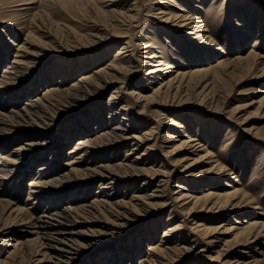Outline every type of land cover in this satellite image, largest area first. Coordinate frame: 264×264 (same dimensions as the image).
<instances>
[{
	"label": "rangeland",
	"instance_id": "374dc122",
	"mask_svg": "<svg viewBox=\"0 0 264 264\" xmlns=\"http://www.w3.org/2000/svg\"><path fill=\"white\" fill-rule=\"evenodd\" d=\"M14 1L30 4L15 7L17 3ZM127 2L120 6L121 2L113 4V0H0V83L2 76H10L4 75V69L11 67L18 48L23 47L30 53L40 55V59L30 65L29 72L16 78L12 85H1L3 88H0V158L9 161L6 170L13 172L6 177L0 168V264H105L107 262L104 259L110 253L114 257L112 264H139V258L147 254L148 246L158 243L162 232L177 222L171 221L172 217L181 218L179 210L147 209L139 212L136 209L125 216L124 225L116 227V217L111 213L112 210L90 211L87 207L95 200L107 201L114 204V207L119 202L128 204L132 197L141 196L146 191L151 193L156 188L157 182L142 187L146 176H128L123 170L120 171V167L121 164L125 166L135 163L136 157L140 159L137 161L139 168L160 167L163 156L170 149L168 147L180 143L176 141L169 146L163 143L164 137L174 131L172 127L168 128L167 119L164 118L166 115L178 120L187 128L188 134L198 136L203 143H207V151L215 157L217 164L232 170L233 175L229 177H211V189L224 193L229 191L226 184H232L234 177L240 179L239 187L244 197L234 201L235 204H228L236 207L227 206L218 212L220 214H201V222L213 227L224 219L241 223L259 221L264 224V58L254 61L253 57H247L246 61L233 63L236 58H244L251 53L264 57V0H187L186 4H181L187 5L189 11L204 20L210 44L205 39L195 38L194 30L178 27L171 29L157 23L153 17L161 7L152 5L151 0H139L134 12L141 11L142 15L129 21L123 14L126 13ZM192 5L198 7L192 8ZM149 41H153L155 46L159 45L157 50L160 58L174 66V71L178 69L188 72L209 64L216 69L220 59L230 63L232 71L222 82L213 83L209 88L204 87V82L198 86L191 85L182 94L184 96L174 100L154 96L152 101L156 104L151 107L142 104L146 112L142 105H135L132 99L125 97L123 101L128 106L127 114L118 116L116 122L109 118L112 106L108 99L114 90L123 86L108 83L73 103L55 98L54 105L45 110L48 120L42 126L20 121L16 124L12 112L26 107L28 99L41 98L46 88L62 80L60 83L68 88L69 84L78 82L79 78L92 75V72L107 66L116 51L127 42L129 47L132 46L123 52L133 49L132 54L126 52L121 58L129 54L132 56L130 60L125 58L121 62L125 66L129 64L133 69L127 75V85L123 88L126 93L139 90L141 94H152L154 86L144 84V74L148 67H141L136 48L138 42L142 44ZM200 56L209 57V60L201 62ZM58 71L63 72L62 78L56 76ZM170 75L167 73L162 81ZM162 81L155 83L160 84ZM179 99L182 102L178 103ZM120 104L115 109L125 105ZM121 122L129 125L131 134L151 131L152 140L136 146L135 143H111L96 155L87 156L81 162L67 166L72 158L80 154L69 155L79 139L111 132L116 126L122 127ZM157 122L161 123L160 127L155 125ZM34 127L40 130L34 131ZM77 128L81 132L73 133ZM72 134H75L73 138ZM155 142L156 148L150 151ZM46 164L50 170L39 179L41 182L55 178L63 180L73 168H79L82 174L71 177L73 180L68 182L55 183L57 185L51 183L49 187H43V200L36 204V196L29 197L27 186L38 168ZM203 165L200 167L209 168ZM102 166L113 168L115 175L102 172L104 177L87 176L92 171L103 169ZM178 171L163 189L166 199L170 191L174 190L175 182L180 181ZM194 171H199V167ZM186 182V189L191 190L197 181ZM103 184H107L105 186L108 189L100 191ZM29 198L32 200L28 201ZM255 206L258 209H254ZM63 208L72 210L69 214L76 223L73 230L75 235L68 237L70 242L65 241L69 246L74 245V253L63 254L60 258L52 250L41 248L40 242L43 241L36 239L37 234L32 226L34 220L45 211H59ZM18 210L22 212L18 213ZM259 212H262V216L258 215ZM213 216L217 219L214 222L205 220ZM230 224L238 229L246 226L236 225L233 221ZM187 225L183 235L172 238L170 246L174 247L177 243L183 248H196L190 251L182 249L177 255L180 258L172 264H220L215 260L218 253H224L232 261L238 258L239 262L244 258L249 262L264 258V232L259 233L264 231V227L254 232V236H260L255 242L237 247L219 243L210 250L207 246L204 248L202 244H196V237L187 230L190 229V223ZM150 234L153 235L151 239L148 237ZM244 235L237 236L239 243H242ZM7 245H15L14 248L22 254L21 258L10 263L7 252H12L13 248ZM201 249H205V252H200ZM259 264H264V259Z\"/></svg>",
	"mask_w": 264,
	"mask_h": 264
},
{
	"label": "bare ground",
	"instance_id": "6f19581e",
	"mask_svg": "<svg viewBox=\"0 0 264 264\" xmlns=\"http://www.w3.org/2000/svg\"><path fill=\"white\" fill-rule=\"evenodd\" d=\"M125 1H128L125 6L126 13H123L125 18H127L129 21H131L133 18H139V16L142 15L141 11L136 10V12H134L135 6L138 4L139 0H113V4L121 2L120 4L121 6L122 3H124ZM151 1H152V5L156 4L157 6L161 7L157 9L156 14L154 15L155 17H153L157 21V23H161L163 26L171 28V29L178 27L180 29L188 28V29L194 30V33L196 35L195 38L205 39L207 43L209 44L211 43L210 38L206 36L209 31L205 29L206 27L204 25V20H200V18H197L195 14H193L194 12L192 13L191 11H189V8L187 5H181V4H186L187 0H151ZM13 3H17L15 7L30 4V3H20L19 4L18 1H14ZM129 3L131 4L129 5ZM198 4L200 5V2H198ZM193 7L196 8L198 6L192 5V8ZM199 9L201 10V5L199 6ZM119 14H122V13H119ZM131 23L136 24V22H131ZM146 28H149V27L146 26ZM154 34L156 35V33ZM144 35H145V32H144ZM183 35L185 36L187 34L183 33ZM132 37L134 38V35H132ZM10 43H12V41ZM138 43L136 44V48L138 50L137 51L138 57L141 59L138 62L142 63L141 67L143 68L148 67L146 68V73L144 74V76H146L144 78V84L147 86L148 85L154 86V88L152 89V94H149V95L141 94L139 90L137 91L133 90L130 93H126L123 88L124 85H127L125 83V81L126 82L128 81V78H126L127 75L133 69L131 66H129V64H126L125 66L121 62V60L125 58L127 60H130L132 56L131 54H132L133 49L132 50L129 49L130 51H126V52L131 53V54L121 58L122 55L126 54V52H123V51H125L129 47V42H127V43L122 44V46L116 51L114 58L108 61L109 63L107 64V66L103 65L104 67L98 70L95 69L96 71L92 72L93 73L92 75L88 72L90 75H85L81 79L79 78L78 82H73L69 84L68 88H64L63 84L60 83L63 81L62 80L56 83V85H54L53 87L46 88L41 98L38 97L36 99L34 98L33 99L31 98V100L28 99L25 105L26 107H23L22 109L18 110V112L17 111L12 112V115H14V118H16L17 120L16 124L18 125L19 124L18 121H20L22 123L35 124V126H42V124L44 125V121L48 120L45 115L46 114L45 110H47L49 107H52L54 105L53 101L55 98H58L59 100L64 99L66 103L67 102L73 103L81 99H84L85 95H87L91 91H94L95 88L105 87L108 83H118V84H121V86H123L117 90H114L112 92L113 95H111V97L108 99L109 104L112 106L111 107L112 109L108 113L109 118L116 122L118 119V116L127 114L128 106H127L126 101H123L125 97H128V99H132V103L134 102L135 105L144 104L145 106L151 107L153 104H156L152 101V97L154 96H158L164 100H169V99L174 100L175 98H178L182 94H184V91L186 92V90L191 85L198 86L199 84L204 82L205 85L204 83L203 85L206 88V86L208 87L213 83L222 82L223 78L229 75L230 71H232L230 67V63H226L222 59L218 61L216 65V69L209 64V65L199 66L200 68H198L197 70H193V71L184 72L183 70H178V69L174 71L173 70L175 69L174 66L172 67L170 63H165L164 61H162V57L160 58L158 54L159 51L157 50L159 48V45L155 46V43L153 44V41L152 42L149 41L147 43H142V44L140 42ZM28 50L30 51L31 49H28ZM15 54H16L15 59L11 62L12 63L11 67L8 66L7 68L4 69V75L8 74L10 76H2L3 80H1L0 88H3L1 85H4V86L12 85L16 78L18 79L19 76L26 74L30 65L33 62H35L36 59H38L40 56L39 53H32V52L30 53L23 47L18 48ZM247 57H253L254 61L264 58V57H259V55L255 53H251V54H248L244 58L243 57L236 58V60H234L233 63H238V62L241 63L242 61H246ZM158 59L159 61H156ZM199 59L201 62L203 61L206 62L209 60V57L203 58L202 56H200ZM62 73L58 71V73L57 74L55 73V74L56 76L59 75L58 76L59 78H62L63 77ZM98 73L99 75L97 76L96 74ZM167 73H171V75L168 78H166L164 81H162V77L164 78ZM155 81H162V83L160 84L155 83ZM57 84H60V85L57 86ZM155 84L156 85L158 84L157 87L155 86ZM12 93H14V90ZM19 93L21 94L20 91ZM121 97L123 98L122 100H121ZM180 102H182V99H179L178 103ZM120 103L121 104L124 103L125 105H122L118 109H115V107H117V104H120ZM144 105H142V108L144 112H146L147 110ZM141 113L142 112H140V114ZM164 118L167 119L166 122H168V128L172 127L171 129H174V131H172L171 133L169 132L166 135V137H164L163 143L166 144L165 146L175 144L173 142H176V141H180V143L177 145H172L173 147H168L170 149L163 156V161H162V164L160 162L161 164L160 167H158V169L139 168L137 166V161L140 160L139 157H136L135 163H130L129 165L127 164L125 166H122L121 164V167H120L122 168L120 171L123 170L126 174H128V176L129 175L146 176V180L144 181V183L142 182L143 183L142 187L149 186L151 185L152 182H157L156 188L152 190L151 193H148L146 191L144 192L145 194L141 196H135V197L131 196L132 198L130 202H127L128 204H119L120 203L119 202L117 206H115L116 208L113 206L114 204L108 203L107 201L105 202V201H97V200L92 202L91 205L88 204L89 206L87 208L90 209V211H93L95 209L112 210L111 213H114L116 217L115 218L116 221L114 223V226L116 227L124 225L125 223L124 221H126V218H127L125 216L129 212H133L136 209L139 210V212L143 210H147V209H159L158 211H165L168 208H170L171 211L175 210L176 212H177V209L179 210V213L182 219L179 217L178 219H176L177 217H172L171 221L177 220V222L174 223L173 225L168 226L162 232L161 240L158 243L155 242L148 246V249H147L148 252L144 257L142 256L139 258V264H172L173 261H177L180 258L177 255L179 251H181L182 249L183 250L186 249L189 251L194 250L196 247L190 246L187 249V248H183L184 246L182 247L178 246L177 243L174 247L170 246L172 238H174L177 235H180V236L183 235V232L186 230L188 226L187 225L188 222L190 223V229H187V230H190L191 234L196 237V241H195L196 244H202L203 246L201 247L207 246L210 250L214 249L216 245L219 243H223L224 246L228 244L230 246V244H232L237 247L238 245H243V244L247 245L251 241L255 242V240H259L260 236H254V232L256 231V229L264 227V224L258 223L259 221L258 222L254 221V222H249V223L244 221L241 223V222L234 221L231 219H224L216 227L210 226L206 224L205 222H201L200 220L202 218L201 214L215 215L216 213L220 211L222 212L221 209L224 210V208H226L227 206L236 207L234 205H228V204L229 203L235 204L234 201H237L241 199L242 197H244V195L241 194V190L239 187L241 185L240 179H238V177H234L232 184L231 183L226 184L227 185L226 189H229V191H226L224 193L211 189L213 186L211 182V177L212 179L213 177H216V178L229 177L233 175V173H231L232 170L227 167H223L220 164H217L218 161L215 160V157H213L207 151V148H208L207 143L206 144L203 143V140L201 141V139H199L198 136H191L190 134H188L189 132L187 131V128H185L178 120L172 119L171 115H166ZM122 120L127 122L126 118H123ZM37 121H40V123H37ZM121 124L123 125L122 127L116 126L111 130V132L108 131L109 133L105 132V133L100 134L99 136L97 135V137H94V138L87 137V138L79 139L77 141V145L73 148L74 150L70 151L69 155L75 154V153H80V154L72 158L69 161L67 166H73L77 164L79 161L81 162V159L87 156L90 157V156L96 155L103 148H106L107 146L111 145V143L114 145H126L127 143H131V144L135 143V146H136L138 144L145 145L152 140L151 131H149L150 133L144 132L142 134L139 133V135H135V134H131L132 132L129 131L128 124L124 125L122 122L120 123V125ZM160 124L161 123L157 122L155 125L160 127ZM33 130L38 131L40 129H36L34 127ZM75 132L79 134L81 130H78L77 128V129H74L73 133ZM74 135L75 134H72V138L74 137ZM176 135H178V137ZM179 137L180 139L177 140V138ZM28 145L31 146V144H28ZM154 147L156 148V142L153 143V145H151L150 151L153 150ZM182 153L184 154L183 157H181ZM129 155L130 154L128 153V156ZM8 165H9V161L5 160L4 158H0V168L2 172L6 173V174H3L5 176L7 174L10 176V174L13 173V172H10L11 170L10 171L6 170ZM201 165L209 167V168L200 167ZM198 167H199V171L195 172L194 169ZM78 169L73 168L72 170H70L69 174H66V177L63 180H61L62 178L60 180L55 178V179H52V181L41 182L39 181V179L43 175L45 176L46 175L45 173H47L50 169L48 165L40 166L38 170L36 171L34 178L30 180V183L27 186L29 188L28 190L29 197L30 195H35L36 196L35 199L37 200L35 203L38 204L39 200H43L41 198L42 195H44L43 194L44 191L41 190L43 187H49L51 183L59 184L64 181L68 182L70 180H73L75 175L79 176L80 173L82 174V172ZM112 169L113 168H110V166L103 167V169L101 170L92 171L91 174L87 176H91V175L101 176L102 172H108L111 176H114L115 173L113 172L115 171L112 172ZM179 169L180 171H178ZM176 171H178V175H179L178 177L180 178V181L175 182L173 186L174 190L170 191V194L168 195V198L166 199L163 194V189L165 188V186L167 187L169 181L175 177ZM113 181H115V179ZM185 181H188V182L197 181V182L196 184H194L195 185L194 188L189 190V189H186L187 182L185 183ZM109 184H112V183H109ZM105 185L107 184H103L100 186V191L108 189V187ZM100 191L98 193H100ZM29 200H32V199L29 198L28 201ZM129 207H131L132 210H129L130 209ZM254 209H258V207L255 206ZM17 212L21 213L22 210H18ZM69 213H72V210L70 211L67 208L66 209L63 208L62 210H59V211H53L51 209L50 211L47 210L40 217L34 220V224L32 226V229L36 231L35 234H37L36 239L38 241H43V242H40L41 248L52 250V252L55 253L56 256L60 258H62L61 255L63 254L70 255L71 253L72 254L74 253V248L72 247L74 245L69 246L67 245L68 243L65 244L66 243L65 241L70 242L69 239L71 238V236L73 237L75 235L73 230H74V225L76 222L70 216ZM261 213L262 212H259L258 215L262 216ZM215 219L216 218L213 216L212 218L205 219V220H207V222L211 220L210 222L212 223L215 221ZM230 221H233L234 224L236 225L246 224V226H244L242 229H238L236 226L231 225ZM235 232H239L237 233L238 235H236ZM261 232H264V231L261 230L259 233ZM151 234L148 236L150 239L153 237V235ZM240 234H245L242 243H239V240L237 237ZM180 236L179 238H183ZM180 243H183V242L180 241ZM7 246H11V245H7ZM14 246H11L13 248L12 252H7L10 263H12L18 258H21V255H22L17 251L16 248H14ZM200 252H205V249L203 250L201 249ZM217 255L218 256L215 258V260H218L220 264L222 262L223 264H259L264 259V258H261L262 260L254 259L252 262H249L248 259L244 258L242 262H239L238 258L233 261L227 259V256H225L224 253L222 254L218 253ZM221 258L224 260H221ZM113 259H114L113 253L108 254L107 257L104 259L105 262H107L105 264H112V261H114Z\"/></svg>",
	"mask_w": 264,
	"mask_h": 264
}]
</instances>
